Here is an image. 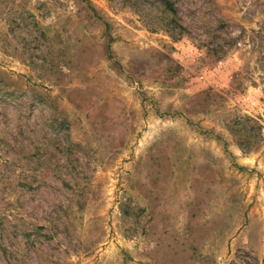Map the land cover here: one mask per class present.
Returning <instances> with one entry per match:
<instances>
[{
    "label": "rangeland",
    "instance_id": "1",
    "mask_svg": "<svg viewBox=\"0 0 264 264\" xmlns=\"http://www.w3.org/2000/svg\"><path fill=\"white\" fill-rule=\"evenodd\" d=\"M0 0V264H264V0Z\"/></svg>",
    "mask_w": 264,
    "mask_h": 264
},
{
    "label": "trees",
    "instance_id": "2",
    "mask_svg": "<svg viewBox=\"0 0 264 264\" xmlns=\"http://www.w3.org/2000/svg\"><path fill=\"white\" fill-rule=\"evenodd\" d=\"M163 1H164L165 6H166V10L169 11L171 13V15H173V17H176L177 12L175 10L173 2H171L170 0H163Z\"/></svg>",
    "mask_w": 264,
    "mask_h": 264
}]
</instances>
